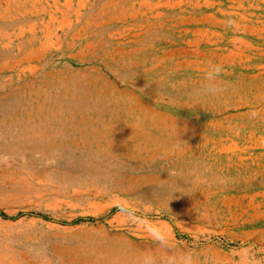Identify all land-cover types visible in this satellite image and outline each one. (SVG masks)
I'll return each instance as SVG.
<instances>
[{
  "label": "rangeland",
  "instance_id": "obj_1",
  "mask_svg": "<svg viewBox=\"0 0 264 264\" xmlns=\"http://www.w3.org/2000/svg\"><path fill=\"white\" fill-rule=\"evenodd\" d=\"M0 264H264V0H0Z\"/></svg>",
  "mask_w": 264,
  "mask_h": 264
}]
</instances>
